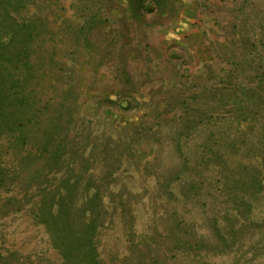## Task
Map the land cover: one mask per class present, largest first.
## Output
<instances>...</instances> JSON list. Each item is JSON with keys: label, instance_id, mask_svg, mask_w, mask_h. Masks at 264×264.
I'll return each mask as SVG.
<instances>
[{"label": "rangeland", "instance_id": "374dc122", "mask_svg": "<svg viewBox=\"0 0 264 264\" xmlns=\"http://www.w3.org/2000/svg\"><path fill=\"white\" fill-rule=\"evenodd\" d=\"M14 1L34 37L0 66L27 98L0 128V264H61L30 209L68 174L132 209L101 231L106 264H264L262 31L200 35L167 0ZM19 122L51 172L23 161Z\"/></svg>", "mask_w": 264, "mask_h": 264}, {"label": "trees", "instance_id": "16d2710c", "mask_svg": "<svg viewBox=\"0 0 264 264\" xmlns=\"http://www.w3.org/2000/svg\"><path fill=\"white\" fill-rule=\"evenodd\" d=\"M14 2L16 1L0 0V66L17 65L20 58L24 59L25 56L28 58V50L34 37L32 26L19 22L12 15ZM13 81H15L14 76L10 75L4 80L0 74V128L8 127L13 119L10 111H5L8 102L12 106L16 103L24 106L27 103V98L22 96L23 91L22 93L17 91L20 88V81L16 86ZM11 130L20 133L17 137L21 139L20 148L26 150L23 161L42 171L51 172L58 159V153L54 151L51 141L49 139L44 143L32 141L26 134V125L21 122ZM12 144L15 145L10 141L11 147ZM222 158L223 156H219V159ZM86 162H89V159L84 160V163ZM112 176L113 173L109 172L104 179L108 180ZM6 177L0 167V188L6 183ZM81 179L79 177L71 183L72 177L68 174L55 187L41 189L34 207L32 206L30 210L36 222L42 224L49 234L61 264H106L100 252L101 231L108 223H114L115 220L122 223L124 220L130 222L133 218L132 209L129 202L123 200V194L113 192L109 185L104 190L93 189L88 185L78 195ZM93 179L92 174L86 177L89 184ZM111 180L114 182L116 179ZM115 198H118V202L113 200ZM110 202L113 205H110ZM127 229L131 231L132 226ZM188 243V241L183 242L184 245ZM147 245L146 242L144 246ZM148 253L149 251L144 252L141 256L146 258ZM131 260L132 257H125V263L133 264Z\"/></svg>", "mask_w": 264, "mask_h": 264}, {"label": "crops", "instance_id": "0c3cea01", "mask_svg": "<svg viewBox=\"0 0 264 264\" xmlns=\"http://www.w3.org/2000/svg\"><path fill=\"white\" fill-rule=\"evenodd\" d=\"M167 1L170 11L176 13L178 19H182L180 21L186 22L187 25L184 24L183 29L194 26L196 30H200V35L203 30L208 29L218 30L221 34L223 31H231V38L240 37V31L250 35L255 30H261L264 38V0ZM179 27L176 28L177 31H180ZM258 34L260 35V32Z\"/></svg>", "mask_w": 264, "mask_h": 264}]
</instances>
